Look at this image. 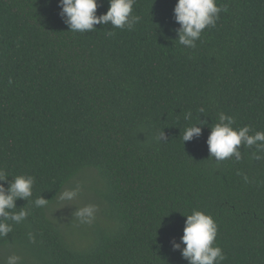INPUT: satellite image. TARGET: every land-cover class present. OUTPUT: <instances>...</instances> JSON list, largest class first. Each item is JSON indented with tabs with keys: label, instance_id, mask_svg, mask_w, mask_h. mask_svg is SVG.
Instances as JSON below:
<instances>
[{
	"label": "trees",
	"instance_id": "obj_1",
	"mask_svg": "<svg viewBox=\"0 0 264 264\" xmlns=\"http://www.w3.org/2000/svg\"><path fill=\"white\" fill-rule=\"evenodd\" d=\"M177 3L136 0L133 30L70 32L59 0H0V168L10 181L35 178L31 200L16 202L29 215L0 238V255L16 247L26 264H189L184 215L197 210L218 225L222 264H264V154L241 146L240 161H217L207 144L220 113L264 132V0H217L226 10L194 49L177 42ZM101 4L98 15L109 9ZM199 120L202 134L184 143ZM92 170L106 208L76 248L48 211ZM40 196L47 207L31 202Z\"/></svg>",
	"mask_w": 264,
	"mask_h": 264
},
{
	"label": "clouds",
	"instance_id": "obj_2",
	"mask_svg": "<svg viewBox=\"0 0 264 264\" xmlns=\"http://www.w3.org/2000/svg\"><path fill=\"white\" fill-rule=\"evenodd\" d=\"M109 9L106 14L98 15V9L102 7L101 0H59L61 8L60 16L69 27L70 32L97 31L96 25L111 24L112 28L121 30H133L140 22L141 17L133 14L136 0H108ZM217 5V0H178L175 6V20L181 26L178 30V43L188 48H196V41L200 39L203 31L209 27H215L220 19V13L225 11ZM111 36L113 33H107ZM203 112L204 109H199ZM185 120L192 118V113L185 115ZM207 126V121L199 120L196 125L187 127L182 135L185 142L192 141L202 134L201 125ZM235 119L232 116L219 114V122L211 127V133L207 140L211 158L224 161L235 158L242 159L241 146L243 148L255 147L253 153L255 159H261L264 154V132L257 131L250 135L251 127L234 128ZM159 141L165 142V133H160ZM245 182L248 181L244 175ZM35 178L32 176L19 175L11 181L9 173L0 168V238L8 237L13 232L14 224L23 223L29 212L26 207L17 211V201H30L33 197ZM5 185H8L5 187ZM80 194V188L66 189L59 195L61 202L73 201ZM38 208L47 207L49 201L42 196L31 201ZM98 206L89 204L78 208L74 216L81 224H92L95 219ZM186 216V225L182 243L186 247L182 250V256L189 264H222L226 259L221 247L216 245L218 225L215 219L205 212L194 210ZM29 238H34L29 234ZM175 250H180V244L174 245ZM3 264H23L22 257L12 254L7 257Z\"/></svg>",
	"mask_w": 264,
	"mask_h": 264
},
{
	"label": "rangeland",
	"instance_id": "obj_3",
	"mask_svg": "<svg viewBox=\"0 0 264 264\" xmlns=\"http://www.w3.org/2000/svg\"><path fill=\"white\" fill-rule=\"evenodd\" d=\"M76 187L80 188V194L75 200L70 202H61L58 199V201L51 206L48 214L52 217L56 224L61 227L68 241L74 243L76 248H83L87 245V243H83L85 241L84 238L88 235V232L85 231V229L89 230V227L91 228L93 225H96L98 223L102 224L99 213H103V210L106 208L101 204L105 186L102 177L98 176L95 170H92L88 171L86 175H82L80 178L75 179L64 190ZM89 204L98 206L99 211L97 212L96 219L90 225L81 224L80 221L75 218L74 213L78 208L84 207ZM79 231L81 235L79 234ZM95 236H98L97 232ZM12 254L21 256L23 264H26V262L30 260L29 253H27L22 248L14 247L7 249L1 253L0 264H3V262L6 261L7 257Z\"/></svg>",
	"mask_w": 264,
	"mask_h": 264
}]
</instances>
